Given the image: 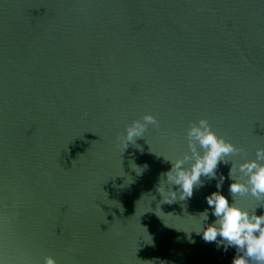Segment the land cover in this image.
I'll return each mask as SVG.
<instances>
[{"label":"water","instance_id":"water-1","mask_svg":"<svg viewBox=\"0 0 264 264\" xmlns=\"http://www.w3.org/2000/svg\"><path fill=\"white\" fill-rule=\"evenodd\" d=\"M201 117L237 162L264 147V0H0V264H232L201 231L230 164L157 191Z\"/></svg>","mask_w":264,"mask_h":264},{"label":"clouds","instance_id":"clouds-1","mask_svg":"<svg viewBox=\"0 0 264 264\" xmlns=\"http://www.w3.org/2000/svg\"><path fill=\"white\" fill-rule=\"evenodd\" d=\"M149 126L159 127V121L150 113L128 124L118 137L124 146L123 152L129 144L135 145L138 139H144ZM185 140L187 151L182 155L175 158L163 156L171 163L170 170L161 174L157 186L163 203L190 198L194 188L203 186L202 177L217 179L219 165L230 164L231 203L219 191L224 181L220 175L216 185L218 190L206 197L215 220L206 227L202 225L203 239L214 242L219 237L225 250L229 246L234 247L237 255L232 264H264V214L257 215V209L264 208V147L255 150L254 158L235 161L233 158L241 156L243 149L218 134L207 117L189 123L185 129ZM248 198L256 201L255 207L245 206L243 201ZM200 215L208 220L207 210ZM43 264H56V260L49 255Z\"/></svg>","mask_w":264,"mask_h":264}]
</instances>
